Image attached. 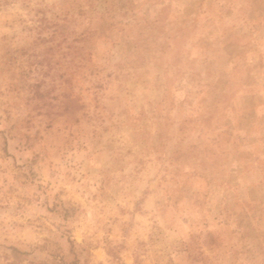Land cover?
Here are the masks:
<instances>
[{
    "label": "rangeland",
    "instance_id": "rangeland-1",
    "mask_svg": "<svg viewBox=\"0 0 264 264\" xmlns=\"http://www.w3.org/2000/svg\"><path fill=\"white\" fill-rule=\"evenodd\" d=\"M0 264H264V0H0Z\"/></svg>",
    "mask_w": 264,
    "mask_h": 264
}]
</instances>
